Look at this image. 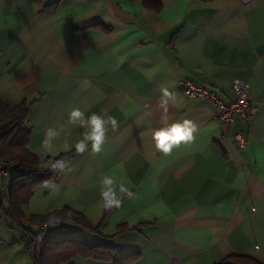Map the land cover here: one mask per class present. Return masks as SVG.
<instances>
[{
  "label": "crops",
  "instance_id": "1",
  "mask_svg": "<svg viewBox=\"0 0 264 264\" xmlns=\"http://www.w3.org/2000/svg\"><path fill=\"white\" fill-rule=\"evenodd\" d=\"M182 78L223 99L234 78L245 83L251 116L226 130L242 132L243 149L220 137L211 104L182 95ZM162 85L173 99L161 100ZM0 101L29 106L27 149L43 167L75 148L36 185L24 215L68 207L99 225L97 234L24 220L40 240L111 245L113 257L136 254L128 264H216L233 254L264 264V0H0ZM73 108L115 120L98 148L77 151L86 129L68 121ZM184 119L193 139L157 150L153 130ZM113 173L127 177L128 192L105 207L99 181ZM24 233L0 207V264H33L38 245L29 253ZM62 264L115 263L77 255Z\"/></svg>",
  "mask_w": 264,
  "mask_h": 264
},
{
  "label": "trees",
  "instance_id": "2",
  "mask_svg": "<svg viewBox=\"0 0 264 264\" xmlns=\"http://www.w3.org/2000/svg\"><path fill=\"white\" fill-rule=\"evenodd\" d=\"M29 106L25 101L9 105L0 101V159L13 162V170L9 175L6 195L0 192V207L11 222L20 226L29 238L26 248L38 245V251L32 254L33 264H62L77 255L97 259H112L115 264H128L136 254L130 253L121 257H113L114 248L106 244H87L80 240L58 238L51 234L44 240L39 239L41 230L34 229L25 221H34L37 225L67 223L79 226L92 233L99 234V225L93 226L90 220L78 210L68 207L52 210L46 214L24 215L21 210L37 184L54 179L68 156L75 149L58 155L49 167H43L44 159H39L27 149L29 132L25 128V119ZM5 198L7 206H4ZM122 225H119L121 231ZM110 237V236H109ZM216 264H263L247 255L233 254L224 257Z\"/></svg>",
  "mask_w": 264,
  "mask_h": 264
},
{
  "label": "clouds",
  "instance_id": "3",
  "mask_svg": "<svg viewBox=\"0 0 264 264\" xmlns=\"http://www.w3.org/2000/svg\"><path fill=\"white\" fill-rule=\"evenodd\" d=\"M162 97L161 100L165 101L174 98V93L169 91L168 85H162ZM68 121L71 124H78L80 127L86 129L81 139L76 145L77 151H83L87 142L91 141L94 148H98L105 135V124L110 121L113 126L115 120L111 117L107 118V121L101 115L93 112L85 118V113L80 108H73L68 114ZM195 125L188 119L177 120L171 122L166 127H160L153 130L152 138L155 141V147L162 153H169L172 148L178 145L182 141H191L193 139V132ZM57 135L55 129H48L46 133V139L51 141ZM100 196L102 203L105 207L116 206L119 207L121 200L120 195L128 192V180L127 177L121 175L117 176L115 173L104 175L100 178Z\"/></svg>",
  "mask_w": 264,
  "mask_h": 264
},
{
  "label": "built area",
  "instance_id": "4",
  "mask_svg": "<svg viewBox=\"0 0 264 264\" xmlns=\"http://www.w3.org/2000/svg\"><path fill=\"white\" fill-rule=\"evenodd\" d=\"M178 84L184 97L199 99L213 106L215 118L223 127V131L220 135L221 138L233 139L236 148L239 150L245 147L244 136L241 131H237L232 135H228L226 132L235 116L240 117L242 120L249 119L251 116V97L242 80L238 78L232 80V96L225 99L218 96L213 89L197 85L187 78L179 79ZM13 165L11 161L0 159V179L12 173ZM42 228L43 226H40V229ZM169 264H175V262L171 261Z\"/></svg>",
  "mask_w": 264,
  "mask_h": 264
}]
</instances>
